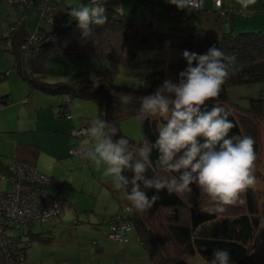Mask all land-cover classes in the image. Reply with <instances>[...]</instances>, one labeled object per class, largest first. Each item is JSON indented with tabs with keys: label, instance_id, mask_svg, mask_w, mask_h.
Returning a JSON list of instances; mask_svg holds the SVG:
<instances>
[{
	"label": "trees",
	"instance_id": "16d2710c",
	"mask_svg": "<svg viewBox=\"0 0 264 264\" xmlns=\"http://www.w3.org/2000/svg\"><path fill=\"white\" fill-rule=\"evenodd\" d=\"M73 7L76 6L67 8L62 20L55 18V23H50L51 27H45L44 22H39L41 38L38 50L29 58L23 49L30 34L24 21H15L10 33L3 36L11 41L7 49L14 54L16 69L31 89L58 95L67 92L72 98L78 96L96 100L99 106L98 117L115 124L121 130L120 134L127 136L138 147L145 141L154 142L156 129L160 122H164L160 117L141 118L139 97L153 92L169 72H179L187 66L182 55L184 50L203 54L215 45L226 54L235 55L238 68L236 74L231 75L223 85L224 90L218 102L230 111L229 119L236 125L230 134L247 135L254 139L258 165L261 154L260 118L264 117L263 96L253 97L251 106L240 110L231 105L228 90L231 85L264 81L263 31L235 33L229 29L219 36H213L201 26L159 27L152 22L126 15L116 8H108V22L103 26H93L90 37L82 39L77 27L78 21L69 15ZM234 15L236 13L224 18L227 25L230 26ZM159 51L165 54L162 57L156 56L155 52ZM173 51L180 53L173 58L167 57L168 52ZM60 55L73 59L106 58L126 66L147 69L148 72L141 86L93 83L86 77L71 82L48 81L46 78L50 70L46 63L51 57ZM121 92H133V101L122 106L119 101ZM216 102L210 101L209 104ZM60 106L62 109L65 104L61 101ZM131 116L141 118L143 137L140 140H135L121 129V120ZM156 155L153 150V160ZM153 174L167 175L155 166L148 172L149 176ZM192 187V193L180 197L162 191L159 193L160 199L150 210L144 213L133 211L131 220L140 240L147 245L158 264H191L187 255L197 252L209 261L215 248L228 249L233 264H247L261 222V209L255 188L243 194L244 204L228 206L225 212L216 213L212 211L209 197L200 193L195 185ZM154 194L155 190L148 191L149 196ZM31 234L41 237L39 232ZM3 257L0 251V263L4 262Z\"/></svg>",
	"mask_w": 264,
	"mask_h": 264
},
{
	"label": "clouds",
	"instance_id": "9594fccd",
	"mask_svg": "<svg viewBox=\"0 0 264 264\" xmlns=\"http://www.w3.org/2000/svg\"><path fill=\"white\" fill-rule=\"evenodd\" d=\"M168 2L181 11L193 10L192 0ZM238 3L248 10L257 0ZM69 15L78 21L82 39L90 37L93 26H103L109 19L104 0L81 3ZM182 55L187 66L177 80L165 78L153 92L139 97L141 118L164 121L156 129L154 142L137 147L115 124L101 118H92L85 129L91 143L82 146L84 157L97 170L103 168V176L111 178L113 187L124 192L130 210L138 213L150 210L160 192L180 197L192 193L193 185L209 197L212 211L223 213L228 206L244 204L243 194L256 185L255 141L230 134L236 125L229 119L230 111L218 102L223 85L238 71L236 56L215 45L203 54L184 50ZM133 99V92L119 96L122 106ZM154 166L167 175L149 176ZM149 190L156 194L149 196ZM208 264H233L230 251L213 249Z\"/></svg>",
	"mask_w": 264,
	"mask_h": 264
},
{
	"label": "crops",
	"instance_id": "0c3cea01",
	"mask_svg": "<svg viewBox=\"0 0 264 264\" xmlns=\"http://www.w3.org/2000/svg\"><path fill=\"white\" fill-rule=\"evenodd\" d=\"M64 2L65 5L63 6ZM88 2L89 0H77V3H73L71 0H63L61 4H58L57 0L58 6L56 11L59 12L56 17L57 20L60 21L63 19L67 12V8L70 6H77L81 3L87 4ZM227 2L231 3L234 8H240L238 0H227ZM21 3H23V0H14L13 3L0 0V12L3 14L0 40L4 41L8 46H11V41L4 39L3 36L10 33L11 25L24 13L25 17L23 16V21L28 30V25L29 27L32 25V14H34V17L37 12L40 14L39 0H34V3L29 6H25L24 3ZM104 3L107 9L116 8L126 15L132 16L140 21L152 22L159 27H168L172 25H197L201 26L213 36H219L223 31L229 29H232L235 33L254 30L264 32V0H257L256 5L248 9L252 12L251 15H234L231 19V27L227 25L224 18L216 11L214 0H204V7L202 9H193L191 12L185 10L184 15L175 13L174 10H177L178 8L171 5L168 0H104ZM31 9H33V12ZM28 33H31V31L28 30ZM8 46L6 48H8ZM13 58L16 71H13L10 68H7L6 71H2L3 69L0 70V171L7 173L8 167L14 161L21 160L32 163L38 170L50 175L53 178V184L48 188L49 192L71 204L70 207L65 209L62 216L50 220H54L56 224L58 222L62 223L65 220L71 223V218L74 215V212H77V207L75 202H73L75 200L70 199L68 194L63 192L62 187L63 182L68 183L71 180L70 171L82 169L79 167L80 162H78L82 158L78 155L71 154L70 149L75 144L82 147V145L91 143L89 139L77 141L71 136V131L74 127L88 124L90 121L89 118L82 120L81 116L87 115L85 110L86 103L81 100L73 102V107H71V104L67 108L70 116L64 115L60 106L61 96L40 89H31L29 83L21 77L16 69L14 54ZM7 60V64H9L11 60L10 57H7ZM3 79H5V81H2ZM56 81L63 80H55L54 82ZM17 90L19 92L18 97L22 98L19 107L18 105L11 104L13 102L12 97H14ZM12 114H16V117H11ZM26 119L29 120L28 124L25 123ZM36 132H40V134L49 137V141H40V137ZM85 159L82 160L85 161ZM88 161L89 160H87V162ZM66 172H68V174H66ZM56 179H58V181H61L62 179V183H59ZM2 181L3 186L0 185V191L10 189L11 185L7 181V178L0 177V184ZM87 207L89 206L85 205L83 208ZM106 210L109 213L119 212V209L111 211L108 207ZM106 225L108 231L107 220ZM97 227H99L98 224ZM50 230L52 231V229ZM44 231L45 230L38 231L41 234V237H36L40 239L49 238L51 240L52 238L43 236ZM257 234L254 238L251 255L247 264H264V254H260V250H258L259 248H256L258 245L255 243ZM130 235L131 239L133 236H136L138 240H140L135 228ZM129 242L116 243L114 246L115 250H111L112 252L108 250L106 256H111L112 253L128 256L138 254L142 257V262L144 264H158L150 254L145 243L142 241L139 243ZM102 248H104L103 250L107 249L105 246ZM118 249L121 250L117 251ZM141 250H143V252H141ZM197 253L202 256L199 252ZM5 258L6 260L8 259L4 255V262ZM202 258L207 260L203 256Z\"/></svg>",
	"mask_w": 264,
	"mask_h": 264
},
{
	"label": "rangeland",
	"instance_id": "374dc122",
	"mask_svg": "<svg viewBox=\"0 0 264 264\" xmlns=\"http://www.w3.org/2000/svg\"><path fill=\"white\" fill-rule=\"evenodd\" d=\"M62 1L63 0H58V4H61ZM71 1L77 3V0ZM64 5L65 2L63 3V6ZM57 6L58 5H56V8ZM31 11L33 12V9H31ZM58 13L59 12L55 10V18ZM31 17L33 18L32 25L30 27L28 25V30L32 33L38 26L40 14L37 12L35 17L34 14H32ZM2 22L3 14L0 12V33ZM43 24L45 27L52 26L48 22H44ZM0 46V70L3 69L2 71H6L7 68H10L16 71L13 54L6 48L8 45L0 40ZM179 53V51L168 52L167 57L173 58L178 56ZM164 54L165 52L162 51L155 52L156 56L162 57ZM7 57L11 59L9 64H7ZM46 66L50 70V74H48L46 79L51 82L55 80L71 82L77 78L86 77L91 79L93 83L110 82L115 85L141 86L143 84V77L148 72L147 69L126 66L100 57L73 59L64 56H56L51 57L47 61ZM178 73L177 71L169 72L166 78L177 80L176 76H178ZM2 81H5V79ZM18 96L19 92L17 90L14 97H12L13 102L11 104L18 105L19 107L22 98ZM228 96L231 105L240 110L245 109V107H250L253 97L259 98L263 96L264 113V81L231 85L228 90ZM77 100L86 103L85 110L88 116L81 115L82 120L87 118L90 120L92 118H98L99 106L96 100L76 96L72 98V103ZM71 107H73V104ZM11 117H16V114H12ZM25 123L28 124L29 120L26 119ZM163 123L164 122H160L159 125ZM120 126L127 135L135 140H140L143 137L142 121L139 116H131L122 119ZM260 127L261 154L258 165L255 168L256 185L254 188L258 194L261 209V222L255 243L258 244L256 248H259L260 254H264V117L260 118ZM36 133L40 137V141H49V137L40 134V132ZM82 140L86 139H81V141ZM89 141L91 140L89 139ZM78 162H80L79 167L82 169L70 171L71 180L68 183L63 182L62 187L63 192L68 194L70 199L75 200L73 202H75L77 207V212H74L70 221L71 223L66 220L62 223L58 222L57 224L54 220L29 221L23 224L13 223L15 224L14 226L6 228L8 233L20 236L23 243L27 245L25 248V258L19 264H144L142 262V257L138 254L128 256L112 253L111 256H106L108 250H115L114 246L116 243H121L113 241L108 236L106 216L116 213H109L106 208L108 207L111 211L119 209L117 213H123L129 202L122 190H116L113 187L111 178L103 176V168L97 170L91 161L87 162V159H85V161L80 159ZM66 174H68V172H66ZM56 180L58 181V179ZM58 182L62 183V179ZM0 185L3 186V181ZM85 205L89 207L83 208ZM97 224L99 227H97ZM50 229H52V231ZM43 230H45L43 236L50 237L52 238L51 240L49 238L40 239L31 234V232ZM139 242L141 241L138 240L136 236H133L129 243ZM103 246L107 249L103 250ZM120 250L121 249H118L117 251ZM141 252H143V250H141ZM187 258L192 264H208V261L202 258L198 253L196 255H188ZM0 264H8L6 258L5 262Z\"/></svg>",
	"mask_w": 264,
	"mask_h": 264
},
{
	"label": "built area",
	"instance_id": "2783aa9c",
	"mask_svg": "<svg viewBox=\"0 0 264 264\" xmlns=\"http://www.w3.org/2000/svg\"><path fill=\"white\" fill-rule=\"evenodd\" d=\"M13 3L14 0H3ZM216 11L223 18L236 13L251 15V11L234 8L227 0H214ZM25 6L34 3V0H23ZM56 0H39L40 21L55 23ZM194 10L204 7V0H192ZM175 13L184 15L185 10H174ZM24 13L18 21H23ZM41 34L38 27L29 34L27 41L23 44L24 52L28 58L38 50ZM61 96V101L65 106L61 109L64 115L70 116L67 108L72 104V97L65 92ZM26 101V100H25ZM88 124L74 127L71 131L73 139H90L85 135ZM70 153L85 159L82 147L74 145ZM0 177H6L11 187L8 190L0 191V250L8 258L9 264H19L25 258L26 244L20 236L10 234L6 231L7 227L15 224H23L29 221H46L63 215L70 203L59 196L49 192L48 188L53 184V178L38 170L28 161H14L7 173L0 171ZM134 210H130L129 204L126 205L123 213L107 215L108 236L113 241L126 243L131 240V232L134 228L131 215ZM15 223V224H13Z\"/></svg>",
	"mask_w": 264,
	"mask_h": 264
}]
</instances>
